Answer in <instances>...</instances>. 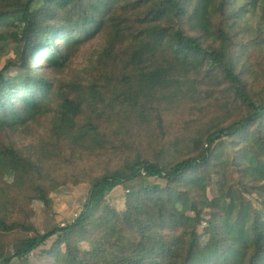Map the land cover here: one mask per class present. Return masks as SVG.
Segmentation results:
<instances>
[{"label":"trees","instance_id":"trees-1","mask_svg":"<svg viewBox=\"0 0 264 264\" xmlns=\"http://www.w3.org/2000/svg\"><path fill=\"white\" fill-rule=\"evenodd\" d=\"M260 4L0 0V52L16 55L0 70V264H36L53 237L41 252L53 264H264ZM33 123L49 124V150L19 147ZM137 178L124 208L109 203ZM82 183L78 217L39 233L34 201L51 209L53 192Z\"/></svg>","mask_w":264,"mask_h":264},{"label":"rangeland","instance_id":"rangeland-1","mask_svg":"<svg viewBox=\"0 0 264 264\" xmlns=\"http://www.w3.org/2000/svg\"><path fill=\"white\" fill-rule=\"evenodd\" d=\"M40 5V4H39ZM251 13H255L256 15L264 16V7L261 4ZM102 40V37H98L92 45H88L89 48L87 56H79L73 63V68L78 70L87 67L88 59L92 55H90V50L98 49L99 43ZM95 46V47H94ZM15 49L13 47H8V50L5 52H0V70L3 69L5 65V60L9 58H15ZM77 71L72 70V73H76ZM15 77H20V73L18 70H11V75ZM205 86L200 88L199 99L205 97ZM198 99V101H199ZM205 104V103H204ZM212 112V111H209ZM185 115L189 116L187 112L183 114L181 118V122L184 123L185 119H188ZM33 130L31 132L19 134L16 137L18 141L19 147H24V145L29 144L28 142H33L38 144V141H43V147L48 149L50 148L49 142L51 140V133L48 125H36L33 123L31 125ZM194 129V128H193ZM42 143V142H41ZM178 151H172V159L178 158ZM9 181V179H8ZM150 184H157V180L149 179L147 180ZM146 180L143 178H137L129 183H125L122 186L115 188L113 191L106 195V199L109 203L116 208L122 209L125 206V201L127 198L133 197L136 192L144 185H146ZM91 184L90 183H82L80 185H65L58 188L55 192L51 194L53 200V206L51 209H48L44 204L38 201H34L33 208L35 211V216L32 218V222L36 227L37 231L41 234L47 233L56 229L59 226H64L68 223L73 222L79 215L80 211L84 207L86 200L90 194ZM217 194L215 182L213 187L209 190L210 198L215 197ZM15 236H6L5 239L10 247L14 245ZM56 237H53L49 241H47L44 245H42L37 251H35L32 255V261L36 264H53V261L47 257L42 256L41 252L43 250H47L51 247ZM201 242L204 246L209 249H214L216 246V238L212 235H206L201 239ZM33 256V257H32Z\"/></svg>","mask_w":264,"mask_h":264}]
</instances>
